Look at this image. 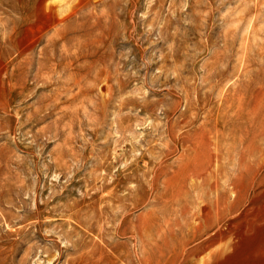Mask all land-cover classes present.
Returning <instances> with one entry per match:
<instances>
[{
	"label": "rangeland",
	"instance_id": "1",
	"mask_svg": "<svg viewBox=\"0 0 264 264\" xmlns=\"http://www.w3.org/2000/svg\"><path fill=\"white\" fill-rule=\"evenodd\" d=\"M66 1L49 0L60 9L70 0ZM17 6L18 0H0V63L7 71L4 86L0 84V264H66L79 257L87 263L91 252L109 264L111 252L134 249L132 240L117 237L114 229L121 216L129 214L119 228L128 230L136 221L133 218L150 210L148 181L154 157L166 154V164L175 168V160L182 154L183 146L166 133L180 116L189 118L186 92L193 95L196 91L201 97L211 86L209 100L222 108L233 107L229 115L240 105L243 115L250 118L248 113L254 111L264 123V0H138L132 19L119 14L120 7L126 8L121 0L115 7L118 18L108 25L99 21L95 28L85 25L86 31L95 30L104 50L91 46L79 61L69 59L71 73L81 77V87L68 88L63 79L49 84L51 87L43 82L34 85L33 65L25 70L24 87L15 89L13 100L8 101L6 80L10 73H18L8 31L17 17ZM112 6L106 5L108 9ZM101 9L96 8V15ZM125 25L130 34L124 32ZM110 35L115 36L111 57L103 54L110 45L105 36ZM43 45L40 42L31 52L34 62ZM99 61L102 64L98 65ZM66 89L67 95L55 97ZM252 127L247 126L249 130ZM187 128L180 123L173 132L181 138ZM232 133L219 146L220 150L224 147L221 168L237 165L240 145L237 133ZM247 137L244 182L250 180L245 184L254 176L252 167L258 154L249 142L255 150H264V142ZM231 141L234 144L229 145ZM259 176L255 206L264 200V168ZM263 202L246 216L236 248L218 264H264Z\"/></svg>",
	"mask_w": 264,
	"mask_h": 264
},
{
	"label": "bare ground",
	"instance_id": "2",
	"mask_svg": "<svg viewBox=\"0 0 264 264\" xmlns=\"http://www.w3.org/2000/svg\"><path fill=\"white\" fill-rule=\"evenodd\" d=\"M137 2L138 0H125L126 8L122 9V7H120L121 10L119 14L122 15L123 18L132 19V12L134 11V6L137 5ZM108 3L113 4L109 9L106 7ZM118 5H121V0H70L65 3V6L62 9H60L56 2H49V0H18V6L15 8L17 17L15 20H12L11 27L8 28L9 40L13 43L11 48L16 53L15 66L18 68L17 75L12 72L8 75L6 80L9 89L7 96L8 101L13 100L15 89L24 87L23 84L26 79L25 70L28 67H33V65L34 75L32 79L34 85L38 84V82L55 85L63 79L65 82H68L65 84L68 88L72 85L80 86L81 77L79 75L75 76V73H71L72 61L69 59L75 57V59L79 61V58L84 56L83 52L86 54L88 47L90 48L91 46L96 50H104V42L101 43V41H98V39L95 38V30L89 29L86 31L85 25L88 24V27L95 28L97 21L102 23L103 26L106 24L108 25V23L115 19V17L118 18L119 14L115 13V7ZM97 7H102V9L96 15ZM104 7L107 8V11L103 9ZM242 25H244V23ZM124 27V32L130 34L128 32L130 27L128 25H125ZM233 29H235V27H233ZM1 31L4 36V23ZM239 31H241V29H239ZM111 35L105 36L106 40L110 41V45L107 47L106 51H103V54H107L109 57L112 56L114 51V45H111V43L115 39V36ZM2 39H4V37ZM40 42H44V45L39 49L37 58L34 62V57L32 59L31 52ZM127 45L129 44L127 43ZM75 51H77V54ZM93 52L94 51L92 50L91 54H93ZM141 53L143 54V51ZM79 63L77 65L81 68L83 64ZM100 64H102V62L99 61L98 65ZM114 67H116V64ZM164 70L166 71V69ZM6 72L7 71L4 72V63H0L1 86H4V73ZM54 76H56V82H53ZM81 76L85 75L82 74ZM105 78L107 79L108 77L105 76ZM50 81L53 83H50ZM196 84L198 83L196 82ZM215 85L216 82L213 86ZM49 87L51 86L49 85ZM243 90L245 92V89ZM50 91L52 92L53 90L50 89ZM103 91L104 89H102V92ZM66 92L67 89L66 91L64 90V92H57L55 97L60 94L67 95ZM195 92L193 95L188 92L185 93L189 118L186 120L184 116H180L178 121L172 123L170 127H168V132L166 131L169 139L175 140L177 145L180 144L183 146L182 154L178 160H175V168L171 167L174 166L172 163L166 164V154H163L162 157L160 156V159L154 157L156 163L154 169L152 171L150 170L151 177L148 181L150 193V196H148L151 198V201H149L150 210L148 209L149 211L147 213L141 214L137 216V218H133V220L136 221L130 225L128 230L126 228L120 230L121 223L130 217L129 214H125L126 212H124L123 214L125 215L121 216L119 224L114 229V235H118L117 237H119V235L127 236L128 239L132 240L134 243V249L131 248L132 244H130L131 247H129L131 251L128 249L121 254H112L111 252V254H108L109 256H107L110 260L109 264H218L224 255L226 256L230 250L236 248L234 246H236V240L242 236L241 234L243 230L241 229L243 227H241V225L244 223L246 216L249 215L254 207L261 205L264 201L261 200V204L258 203V205L255 206L257 202L256 200L258 199L257 197L259 196V186L261 185V178H259V175L264 168V150L260 148L255 150L256 147L252 145V142H249L252 151L258 153L253 162L254 166L252 167L254 170V176L250 183L245 184L250 179H247V181L244 182L246 171L245 158L248 151L247 135L252 137L253 142L256 138H258L257 140L259 143L263 144L262 142H264V123L261 122L259 114L254 113L253 111L250 114L248 113L250 116V118H248L246 114L243 115V109L238 105L234 106L235 109L232 115H229V111L233 109V107L224 106L222 108L215 102L209 100V97L213 92L211 86H208V93H205L201 97ZM221 98L222 96L220 97V100ZM102 100L105 101L106 99ZM167 119L170 120V117ZM161 123L163 124V122ZM180 123H184L190 128H187L188 132L184 137L177 138L178 134L176 133L177 135H175L173 129L174 126L179 125ZM233 123L236 124L234 125ZM248 125H253L251 130L247 128ZM232 130L235 134L237 133L236 136L238 144L240 145V150L238 151V155L236 154L237 163H235L237 165L232 168L225 167V169L224 167L221 168L220 165V156L224 152L221 150H223L224 147L220 150L219 146L221 143L226 142V140L228 141L229 136L231 137L233 134ZM164 138L166 140L165 136ZM232 144H234L233 141H231L229 145ZM172 148H174V146ZM171 151L166 152L171 153ZM223 156L224 155H222V158ZM248 164L250 163L248 162ZM251 173L252 171L250 174ZM250 174L248 173V175ZM250 176H248V178ZM132 185L131 187H133ZM262 190H264V188ZM250 217L248 216L249 220ZM252 218H254V216H252ZM133 220H131V222ZM238 224L241 228L236 229ZM245 232H247V230ZM107 234L109 235V233ZM116 236L113 237L115 238ZM245 236L246 234L244 237ZM244 237L242 238L244 239ZM69 243L67 241L68 245ZM107 247L108 244H106V248ZM263 248L264 247L262 246L261 249ZM102 255L103 253L101 256ZM99 257L100 256L95 258L94 253L91 252L88 255V260H91L87 263L103 264V261L100 259L101 257ZM82 259V257H79L78 261H66V264H87L82 263ZM223 261H225V259Z\"/></svg>",
	"mask_w": 264,
	"mask_h": 264
}]
</instances>
